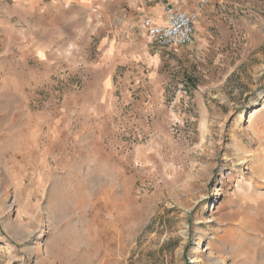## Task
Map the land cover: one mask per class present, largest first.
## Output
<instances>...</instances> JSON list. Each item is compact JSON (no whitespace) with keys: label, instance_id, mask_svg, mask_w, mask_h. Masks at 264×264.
<instances>
[{"label":"rangeland","instance_id":"rangeland-1","mask_svg":"<svg viewBox=\"0 0 264 264\" xmlns=\"http://www.w3.org/2000/svg\"><path fill=\"white\" fill-rule=\"evenodd\" d=\"M178 3L0 0V264H264V0Z\"/></svg>","mask_w":264,"mask_h":264},{"label":"built area","instance_id":"built-area-1","mask_svg":"<svg viewBox=\"0 0 264 264\" xmlns=\"http://www.w3.org/2000/svg\"><path fill=\"white\" fill-rule=\"evenodd\" d=\"M204 5L205 2L201 3V6ZM196 21V14L176 10L168 5L165 8L164 23L155 24L150 18H144L143 25L151 43L161 48H172L188 46L194 42Z\"/></svg>","mask_w":264,"mask_h":264},{"label":"crops","instance_id":"crops-1","mask_svg":"<svg viewBox=\"0 0 264 264\" xmlns=\"http://www.w3.org/2000/svg\"><path fill=\"white\" fill-rule=\"evenodd\" d=\"M178 2L179 0H148V3L155 4V7L152 8L149 16L145 18H150L155 24H162L165 20L164 11L168 5L176 10H181Z\"/></svg>","mask_w":264,"mask_h":264}]
</instances>
